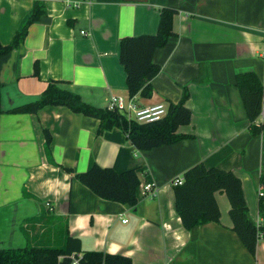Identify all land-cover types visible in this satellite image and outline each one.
I'll return each instance as SVG.
<instances>
[{"label": "crops", "instance_id": "0c3cea01", "mask_svg": "<svg viewBox=\"0 0 264 264\" xmlns=\"http://www.w3.org/2000/svg\"><path fill=\"white\" fill-rule=\"evenodd\" d=\"M36 1L0 0V44L12 41ZM44 2L45 12L29 25L23 43L0 55V248L43 245L47 227L40 228L54 219L65 222L57 244L68 230L83 250L123 253L133 264H264V239L253 255L232 229L226 192H215L220 221L191 229L177 213L174 192L175 180L198 162L232 170L242 181L249 218L262 221L264 131L251 132L235 82L238 72L255 70L264 83V0ZM165 6L177 10L175 34L154 51L160 71L152 96L135 100L177 104L187 89L192 120L178 131L191 137L137 149L120 128L98 134L99 119L64 105L11 111L39 98L52 80L100 107L112 95L129 98L121 39L155 34ZM95 163L134 169L138 203L101 198L65 169L81 172ZM148 183L155 194L144 190Z\"/></svg>", "mask_w": 264, "mask_h": 264}, {"label": "trees", "instance_id": "16d2710c", "mask_svg": "<svg viewBox=\"0 0 264 264\" xmlns=\"http://www.w3.org/2000/svg\"><path fill=\"white\" fill-rule=\"evenodd\" d=\"M44 1H36L33 12L9 44H0V55L9 53L23 43L29 25L38 21L40 15L45 12ZM176 11L169 6L161 9L159 27L155 34L125 36L121 39L120 61L127 73L129 97L152 96V79L160 71V65L153 61V54L157 47L166 44L175 34L173 19ZM38 73L39 66L36 63L35 74ZM235 85L244 102L251 132L261 133L264 131V118L259 123L257 119L262 112L264 83L255 70H244L237 73ZM188 96L189 92L185 89L183 99L179 103L167 105V114L162 119L140 123L127 118L117 107L91 104L79 93L62 86L61 81L52 80L39 98L11 111L35 113L48 105H64L74 112L99 119L98 134L118 127L127 134L137 149H150L191 137L178 131L180 125L189 124L192 120V111L185 104ZM45 135L46 144L50 146L52 135L48 129H45ZM65 169L101 198L131 206L138 203L137 189L140 179L134 169L118 172L113 167H104L96 163L81 172H76L70 167ZM182 178L181 183L175 184L174 192L176 210L183 225L191 229L209 221L219 222L221 213L215 192L223 190L231 204L229 212L233 221L232 229L237 232L247 249L255 255L258 240L261 237L264 239V194L260 195L259 200L262 221L255 223L248 216V204L242 181L232 170L216 166L207 167L203 162H198L189 167ZM260 183V189L264 192V174L260 177ZM73 257L78 258L79 264H133L132 258L123 253L83 250L80 238L72 236L68 230L62 244L27 243L16 248H0V264H71Z\"/></svg>", "mask_w": 264, "mask_h": 264}, {"label": "built area", "instance_id": "2783aa9c", "mask_svg": "<svg viewBox=\"0 0 264 264\" xmlns=\"http://www.w3.org/2000/svg\"><path fill=\"white\" fill-rule=\"evenodd\" d=\"M82 33H85V31H82ZM108 106L110 108L117 107L121 109L127 118L136 120L140 123L157 121L167 114V105L165 103L141 106L136 102L135 96L126 98L121 95H112ZM261 115L264 116V97ZM182 181L183 178H177L175 183H181ZM144 190L155 194V190L150 183L144 186ZM259 194L263 195L264 192L260 189ZM71 264H79L78 258L73 257Z\"/></svg>", "mask_w": 264, "mask_h": 264}, {"label": "rangeland", "instance_id": "374dc122", "mask_svg": "<svg viewBox=\"0 0 264 264\" xmlns=\"http://www.w3.org/2000/svg\"><path fill=\"white\" fill-rule=\"evenodd\" d=\"M47 224L48 225L44 224L43 226H41L40 229H42L43 227H47V229L45 228L46 231L43 232V238L45 239V235L48 234V237L46 238L48 241L42 240L39 242L43 245H55L57 243H61V237L64 233L63 228L65 227V222L61 220L50 219Z\"/></svg>", "mask_w": 264, "mask_h": 264}]
</instances>
